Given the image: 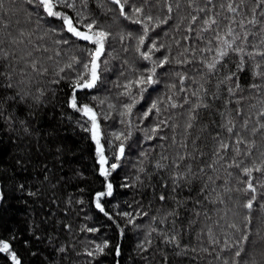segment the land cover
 I'll return each mask as SVG.
<instances>
[{"label": "trees", "instance_id": "obj_1", "mask_svg": "<svg viewBox=\"0 0 264 264\" xmlns=\"http://www.w3.org/2000/svg\"><path fill=\"white\" fill-rule=\"evenodd\" d=\"M168 2L173 4L172 13L167 12L165 0H129V4L143 6L140 19L154 17L153 22L145 21L149 33L140 48L148 51L155 41L159 50L151 52L150 60L137 51L143 25L132 22L136 17L128 5L125 11L132 19L121 16L112 0H74V8L59 6L57 10L72 17L80 30L85 29L76 22L83 17L84 23L95 20L111 33L97 61L99 79L95 86L74 90L78 75L87 72L90 78V69L83 65L91 59L88 51L94 52V45L68 33L60 18L48 17L35 4L3 0L0 239L11 244L21 264L231 262L236 247L223 249L224 241L234 243L241 233L228 225L243 226L247 210L242 205L252 195L244 192L248 177L242 168L264 161V130L252 132L264 123V116L259 115L264 111V87H250L262 83L261 77L253 75L254 64L261 62V57L253 61L245 55L242 70L236 67L239 54L231 52L213 72H208L206 63L213 60L219 46L213 39L215 33L223 36L233 17L231 27L236 32L250 33L246 52L252 51L253 45L264 47L260 45L264 40L260 12L264 8L256 9L258 23L250 25L247 21L252 19L256 0H245L236 14L220 7L229 0H195L191 7L188 0H179V9L176 0ZM198 8H205V12H198ZM217 13L218 25L205 31L203 20ZM167 16H171L167 24L155 26V18ZM192 16H197L195 22ZM190 25L192 31H188ZM209 48L211 51L206 50ZM73 56L79 63H73ZM164 56L169 62L156 68V83L148 85L147 91L141 93L137 85L126 88L130 81L147 75L153 61L159 64ZM69 63L71 68L66 67ZM232 73L235 75L227 80ZM181 77L186 78L182 81ZM73 94L76 109L71 107ZM153 103L158 110L149 112ZM173 103L178 106L171 107ZM197 103L207 107L193 112ZM129 104H133L131 112L125 108ZM84 105L96 114L99 141L107 158L104 167L110 173L107 177L100 174L92 121L79 110ZM191 115L196 119L190 120ZM229 120L236 125L233 133L224 127ZM245 120L247 128L243 127ZM189 122L191 128L187 127ZM238 136L245 142L237 145ZM221 142L229 147L221 149ZM249 150L251 154L246 155ZM114 163L118 166L112 169ZM252 177L258 201L254 203L253 223L264 234V225L257 219L264 217L259 208L264 203V173L254 171ZM109 183L112 194L100 199L101 212L96 207V193L106 192ZM209 228L218 244L211 243ZM172 236L177 242L168 241ZM254 239L255 230L250 236ZM105 242L107 247L98 252L96 246ZM245 248L248 251V245ZM261 250L260 246L255 249L257 261ZM7 255L0 253V264H12L10 258L4 259ZM236 259L250 261L251 256L242 254Z\"/></svg>", "mask_w": 264, "mask_h": 264}, {"label": "snow or ice", "instance_id": "obj_2", "mask_svg": "<svg viewBox=\"0 0 264 264\" xmlns=\"http://www.w3.org/2000/svg\"><path fill=\"white\" fill-rule=\"evenodd\" d=\"M82 2H85V0H82ZM113 3L118 5L120 15L125 17L126 19H132L128 15V13L125 11V6L128 5L131 10L133 15L136 17L135 19H132V22L135 24H142L143 25V35L138 37V44H137V51L140 53V56L145 59V60H150L151 59V52L153 50L158 51L159 49L156 46L155 41L152 42L151 48L148 49V51H140L141 46H144L145 44V38L148 37L149 33V27L147 22H153L154 17L151 15L145 16L144 19H140V15L143 14L144 8L143 6L141 7H136L133 4H129V0H112ZM148 0H145V3H147ZM208 2H211V0H208ZM26 3L29 5L35 4L37 7L41 8L43 12L48 16V17H55V18H60L63 21V25L66 28V31L68 33H71L74 37H76L79 40L82 41H87L91 42L95 50L93 51H88V55L91 57V59L87 62L84 63L83 67L85 70L90 69V78H89V73H85L84 75H78L76 80L73 82V89H82V88H93L99 79V75L97 73V68L99 67L97 61L99 60L100 56L104 53V47H105V42L109 40L111 37V33L109 31L104 30V28L97 24L95 20H93L90 23H84L83 17L79 18L77 20V24H82L83 28L85 30H80L76 26V24L73 23L72 17H70L66 12H62L57 10L59 6H63L65 8H74L75 3L74 0L73 2H69V0H26ZM189 6H194L195 5V0H188ZM245 0H229V2L225 4H221V8H226L229 13L236 14L238 13V10L244 6ZM86 6V3H85ZM165 6L167 8L168 13H172L173 11V4L171 2H168V0H165ZM176 8L179 9L180 3L179 0H176L175 4ZM4 7L3 0H0V8ZM257 8H264V0H256V6L251 9V14H252V19L248 20L247 23L250 25H255L258 23V20L256 18V9ZM198 12H205V8H198ZM219 14H215L213 16H209L207 19L203 20V24L206 26L205 31H208L212 29L213 25H218V20L216 19V16ZM77 16L80 17V14L77 13ZM260 16L264 17V11L260 12ZM156 23L155 26L159 27L161 24H167L168 20L171 19V16H167L164 19L160 18H155ZM225 19H228L225 17ZM191 20L195 22L197 20V16H192ZM235 22V18H232V21L230 22L229 26L227 27V30L225 31L224 35L221 36L219 32H216L213 39L218 42L219 46L216 48V55L213 58L211 62L206 63V68L208 72H213L217 70V65L221 63V61L224 60L225 57H228L230 52L231 53H236L239 54L240 57V63L237 64V69L242 70L244 63H245V55L253 61H255L256 57L259 56L261 57V62L255 63L254 64V72L253 75L257 77H261L262 83L261 84H252L250 87L253 89H260L264 87V70L262 69V63H264V47H257L256 45H253V50L252 51H247L244 47L248 43V37L250 33L248 31H243L242 33L236 32L232 27L231 23ZM5 28H7V25H3ZM240 28H244V21H240ZM53 31H55L53 29ZM188 31H192L191 25L189 26ZM10 35V34H9ZM23 33H21V36ZM131 36V33L128 34ZM121 40L124 39L123 36L120 37ZM237 41H240V44L237 45ZM0 43H3V41H0ZM62 43L67 44L69 43L68 40H63ZM209 44L212 43V40L208 41ZM260 45L264 46V40L260 41ZM163 47V45H161ZM207 51H211V49H206ZM47 51V49H45ZM87 51V50H86ZM187 51V49H186ZM31 52L28 53L29 56H31ZM59 53H57L58 55ZM183 55V54H181ZM51 58V57H49ZM73 63H79V59L75 56L72 57ZM169 62V57L164 56L163 59L159 61V64H157L155 61H153V67L149 70L147 75H140L138 79L135 81H130L129 84L126 86V88H130L133 85L141 86L140 87V92L143 93L144 91H147V86L156 83V81L153 79L156 73V68L157 67H163L165 64ZM186 61L183 60H178L177 63H184ZM31 67L33 69L36 68V62L33 61L31 64ZM66 67L71 68L72 63H69L66 65ZM46 71V70H45ZM63 71V69H61ZM235 73H232L231 75L227 76V80H231L232 76H234ZM186 77H181V80L185 79ZM8 87H12L11 84L8 85ZM236 88L239 89V84L237 83ZM229 92L232 93L233 89L229 88ZM127 94V93H126ZM192 95H196V93H192ZM135 101H133V104ZM239 103V101H237ZM133 104L125 105V108L131 112V108ZM178 105L173 103L171 107L175 108ZM71 107L73 109L77 108V99L75 94L71 97ZM199 107H207L206 104L202 103H197L193 105V112L198 109ZM152 109H157V104L153 103L151 108L149 109V112L152 111ZM82 111L86 116H89L91 121H92V138L93 140L96 141L97 143V154L99 155V163H100V174L104 177H107L110 173L108 170L105 169L104 165L107 163V158L103 154V148L100 145L99 141V131H98V125L96 123V114L93 112L92 108H90L88 105H84L82 108L79 109ZM158 110V109H157ZM148 113H145L147 115ZM260 116H264V111H261L259 113ZM196 116L191 115L190 120H195ZM193 125L191 122L188 123L187 127L191 128ZM226 128V131L228 133H233L234 128L236 125L233 123V121L229 120L228 124L224 126ZM244 128L248 127V121L245 120L243 124ZM259 130H264V123H261L259 125V129L253 128L252 132L255 133ZM155 131V129H153ZM117 139H119V136H117ZM244 138L242 136H238L236 140V144L239 145L240 143H243ZM252 147H255V141L251 142ZM229 147L228 144L221 142L220 148L221 149H227ZM120 155H123L124 153V147L123 145L120 146ZM239 149H237V155H239ZM246 155H250L251 152L245 153ZM117 160H119V157H116ZM117 164H111V168L115 169L117 168ZM234 166L239 168L240 164L235 163L234 161ZM243 173L245 176L248 177L246 181V188L244 189L245 193L251 192L252 195L247 199V201L242 205L244 209L247 210V214L244 215L243 221H242V227L239 226L237 223H231L229 224V228L234 229L237 233H241L240 237L234 241V243H229V241L226 239L224 241L223 249H232L233 247H236V250L234 251L233 258L231 262L227 259L223 261V264H264V250H261L259 252L260 255V261H257L255 258V249L260 246L264 248V234H262V229L253 223V208H254V203H258L257 201V195H256V185L253 182V177L252 173L255 172H261L264 173V161L261 162V165L254 166V167H243L242 168ZM264 187V185H261ZM112 194V184L109 183L107 185V191L106 192H98L96 193V207L100 209L101 212H104V208L102 204L100 203V199L104 197L105 195H111ZM161 200L165 199L164 195L160 196ZM259 208L264 210V203L259 204ZM105 215L107 213L105 212ZM125 216H128V213H124ZM259 223L264 225V217H258ZM253 230H255V236L257 239L250 240V236L253 234ZM208 235L210 237L211 243L212 244H218L219 240L215 239L213 236L212 229H208ZM169 242H177L176 237L172 236L168 238ZM245 245H248V251H246ZM97 251L98 252H103L104 247H107V243L103 246L97 245ZM207 251V249H205ZM0 253L8 254L7 256L4 257L5 260H8L10 258L12 264H21V261L18 259L17 254L15 251H12L11 244L3 239H0ZM91 255V253H89ZM242 254L245 256H251V260H240L238 261L236 258L242 257ZM219 258V256L217 257Z\"/></svg>", "mask_w": 264, "mask_h": 264}]
</instances>
